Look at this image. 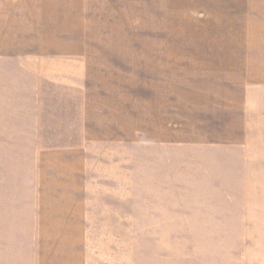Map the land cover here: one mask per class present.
<instances>
[{
	"label": "rangeland",
	"instance_id": "1",
	"mask_svg": "<svg viewBox=\"0 0 264 264\" xmlns=\"http://www.w3.org/2000/svg\"><path fill=\"white\" fill-rule=\"evenodd\" d=\"M219 3L0 0V10L21 15L44 5L82 10L84 21L81 55L45 56L38 43L22 41L23 31L18 45L0 51V264H27L20 257L39 216L40 155L82 142L89 264H241V218H232V208L219 224L174 193L170 175L167 192L152 195L149 163L142 193L141 157L152 150L141 144V126L150 141L156 115L171 119L173 90L188 80V47L212 39L203 26ZM255 181L257 252L264 245V179ZM10 245L18 256L9 255Z\"/></svg>",
	"mask_w": 264,
	"mask_h": 264
},
{
	"label": "crops",
	"instance_id": "2",
	"mask_svg": "<svg viewBox=\"0 0 264 264\" xmlns=\"http://www.w3.org/2000/svg\"><path fill=\"white\" fill-rule=\"evenodd\" d=\"M215 1L219 8L203 26L212 39L190 43L188 80L173 90L178 100L171 119L156 115L150 141L141 126V144L152 150L149 159L144 151L141 157L142 193L149 163L152 195L167 192L170 175L172 191L219 224L229 206L232 218H241V264H257L264 245L253 249L261 238L254 229L258 198L251 194L254 179H264V0ZM82 13L45 5L22 15L13 7L0 10V51L18 45L23 31L22 41L38 43L45 56L53 50L81 55ZM82 143L40 155L39 216L20 257L27 264H89V156Z\"/></svg>",
	"mask_w": 264,
	"mask_h": 264
}]
</instances>
